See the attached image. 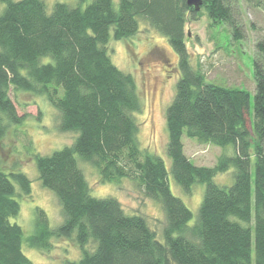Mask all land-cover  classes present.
Wrapping results in <instances>:
<instances>
[{
	"label": "trees",
	"instance_id": "1",
	"mask_svg": "<svg viewBox=\"0 0 264 264\" xmlns=\"http://www.w3.org/2000/svg\"><path fill=\"white\" fill-rule=\"evenodd\" d=\"M87 1L76 7L56 3L49 13L44 0H0L6 4L0 13V140L23 120L11 89L44 95L59 112V130L76 134L71 146L34 155L39 179L58 197L64 222L52 229L38 208L29 247L49 251L53 238L76 233L82 257L65 264H264V38L256 43L253 106L248 90L207 82L193 67L186 42V24L204 15L212 27L230 26L240 40L234 9L250 0H202L200 12L186 0H120L118 8L113 0H91L82 7ZM140 19L165 36L178 56L180 78L166 111L167 153L170 172L186 193L196 183L206 186L193 226V212L171 191L165 162L140 147L135 79L108 55L110 40L135 36ZM45 57L52 61L44 64ZM184 133L202 144L232 145L235 153L221 155L213 167L197 166L184 152ZM77 156L98 170L102 182L129 179L158 201L166 216L165 242L115 198L93 197ZM232 167L231 186L215 183ZM18 190L30 196L31 180L5 172L0 157V264H33L23 251L21 226L11 222L21 210Z\"/></svg>",
	"mask_w": 264,
	"mask_h": 264
},
{
	"label": "rangeland",
	"instance_id": "2",
	"mask_svg": "<svg viewBox=\"0 0 264 264\" xmlns=\"http://www.w3.org/2000/svg\"><path fill=\"white\" fill-rule=\"evenodd\" d=\"M20 1V0H14ZM116 8L120 0H113ZM49 13L56 3H65L71 7L79 6L80 0H44ZM91 0L82 4L86 7ZM6 4H0V13ZM234 20L240 27L242 38L235 40L230 26H211L206 15L197 21L186 24V42L195 69L201 70L207 82L229 87H239L251 93V106L254 103L255 80L254 58L256 43L264 38V0H250L239 3L234 9ZM108 55L113 64L125 73L131 74L137 85L141 110L134 114L139 126L138 139L143 151L160 157L169 171V184L172 193L183 200L193 212L189 226L198 219L206 186L193 185L191 193H186L171 174L172 161L167 153L169 132L166 124V111L176 94V85L180 78L178 56L168 39L155 30L148 21L140 19L139 32L127 39H111ZM50 57L42 59L44 64L51 62ZM10 96L17 107L20 124L11 125L0 140V157L5 172H22L32 182L30 196L22 195L16 200L21 210L11 222L21 226L24 233L23 251L33 264H65L77 261L82 251L72 237L53 238L49 251L29 247L27 239L35 233L36 211L42 209L55 229L64 222L62 205L56 194L43 187L34 155L49 156L58 150L71 146L76 134L59 130V112L41 94L11 89ZM251 113L252 107L250 109ZM248 128H251V115L247 113ZM184 152L197 166L213 167L221 155H234L232 145L219 147L202 144L186 133L183 135ZM79 167L84 172L96 198L112 197L118 200L128 215H138L146 219L149 227L164 243L163 230L166 216L161 204L147 198L142 190L129 179L120 184L104 183L96 168L77 156ZM254 162V161H253ZM235 168L215 177V183L231 186L234 183ZM93 247V245H90ZM254 255V254H253Z\"/></svg>",
	"mask_w": 264,
	"mask_h": 264
},
{
	"label": "water",
	"instance_id": "3",
	"mask_svg": "<svg viewBox=\"0 0 264 264\" xmlns=\"http://www.w3.org/2000/svg\"><path fill=\"white\" fill-rule=\"evenodd\" d=\"M188 6L193 7L196 12H200L203 6L202 0H186Z\"/></svg>",
	"mask_w": 264,
	"mask_h": 264
}]
</instances>
